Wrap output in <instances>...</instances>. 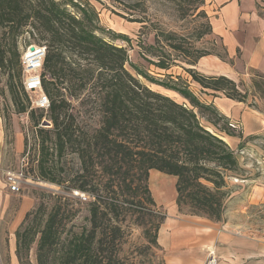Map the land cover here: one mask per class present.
Instances as JSON below:
<instances>
[{"label":"trees","instance_id":"1","mask_svg":"<svg viewBox=\"0 0 264 264\" xmlns=\"http://www.w3.org/2000/svg\"><path fill=\"white\" fill-rule=\"evenodd\" d=\"M197 2L204 4L205 0ZM207 28L212 33L211 23ZM105 31L99 13L88 0H0V68L8 75L6 87L16 113H28L41 137L39 173L29 175L64 185L70 193L57 195L50 211L41 204L27 212L16 231L20 264H32L29 255L35 243L37 264H125L120 256L122 230L118 222L127 208L125 203L135 201L122 198L120 180L142 191L144 197L135 202L139 216L142 213L143 224L153 227L145 229L147 238L161 248L158 233L166 213L148 207H157L149 185L152 169L177 177L181 212L187 207L190 215L223 222L229 196L227 180L240 169L238 154L249 140L264 136L246 138L237 149L231 148L222 135L244 138L238 123L215 105L203 102L187 84L160 83L138 71L151 82L178 92L187 102L144 84L127 68V47L113 42L128 41L127 37L112 31L104 36ZM172 36L165 35L167 39ZM32 44L46 47L42 84L51 103L47 115L52 129L40 126L42 115L37 116L39 108L34 107L23 85L22 53ZM171 46L184 49L186 56L193 58L189 62L193 66L200 58L215 54L204 49H195L194 54L181 45ZM219 56L227 59L226 53ZM162 62L158 65L166 67ZM187 71L203 90L222 92L245 103H249L250 95L264 99V74L257 70L252 71L250 86L225 75H206L195 68ZM0 95L5 97L6 90L0 88ZM83 105H90L99 115L98 125L86 132L76 112ZM249 105L259 108L256 103ZM4 115L8 129L10 118L5 108ZM202 118L214 130L203 125ZM27 148L26 139L25 152ZM51 149L59 160L76 154L79 171L61 180L53 176L45 159ZM97 173L105 179L95 180ZM93 187H101L102 193ZM75 190L94 198L89 204L90 229L68 227L79 212L75 205L81 200L73 195Z\"/></svg>","mask_w":264,"mask_h":264},{"label":"rangeland","instance_id":"2","mask_svg":"<svg viewBox=\"0 0 264 264\" xmlns=\"http://www.w3.org/2000/svg\"><path fill=\"white\" fill-rule=\"evenodd\" d=\"M99 13L100 25L106 30L104 36L109 35V31L124 35L128 41L122 39L113 42L120 46H126L129 53L128 70L138 76V78L151 88L164 94L168 93L178 99H182L179 93L170 90L162 85L153 83L138 71L147 73L154 81L160 83H173L189 85L191 76L187 69L195 66L189 64L192 57L188 58L185 50H175L171 45H181L182 47L193 50L204 49L209 52L225 55V48L221 41L208 32V24L211 23L209 12V0L204 4H199L197 0H88ZM264 9V0H259ZM210 6V7H209ZM208 17H205V14ZM264 14V10H262ZM212 25V24H211ZM207 32V33H205ZM205 33L201 38L200 35ZM101 34V33H100ZM165 35H173L169 39ZM108 40H110L107 37ZM159 61H163L166 67L159 66ZM18 69H15L17 73ZM8 75L3 68H0V88L6 90L3 98V105L6 114L10 118L9 124V145L7 147V160L5 166L8 170H16L19 166L21 156H16L13 148V120L17 119L21 130L27 139L29 154V172L38 174L39 161L43 155L40 152L41 137L37 135V129L31 121L28 113H16L15 106L8 89L6 87ZM250 86L249 83H245ZM35 93L31 98H35ZM249 103L256 105L264 110V99L259 96L256 98L250 95ZM23 102L28 100L23 97ZM180 102V101H179ZM78 105V102H74ZM46 110H37V116L42 115L41 127L52 129L53 124L49 120ZM78 122L83 132L93 129L98 125L99 115L91 110L90 105H83L76 111ZM203 125L214 130L205 119H201ZM241 129V125L237 124ZM50 147L53 143L50 141ZM52 149L45 159L49 160L53 176L63 179L64 176L72 177L79 171L80 160L76 154H69L59 160L53 155ZM240 169L232 176L228 177L229 196L226 201V211L224 223L232 225L239 231L250 236L264 237V136L249 140L242 152L238 154ZM50 173V172H49ZM95 180L105 179L101 173H97ZM119 181V180H118ZM68 183V182H67ZM67 183L65 185H67ZM102 183V181H101ZM129 184H132L128 181ZM122 198L130 201H137L138 197H144L142 191L133 190L123 181H119ZM135 184H133V187ZM94 191L102 193L101 187H93ZM21 193L29 194L35 199L33 210L41 204L48 207L50 211L56 202L57 195H70L64 185L40 180L38 183L25 184ZM141 193V194H140ZM81 194L89 196L87 200ZM138 194L140 196H138ZM73 195L80 198V202L75 205L79 209L76 218L69 223L68 227L74 225L77 231L90 229L89 204L94 201L90 193L73 191ZM125 203V212L121 216L118 225L121 226L122 248L120 256L125 264H165L164 255L161 248L155 247L147 238L145 229L151 228V224H143L142 213L139 216L136 203ZM17 201H15V206ZM156 209L159 213H166L163 207L148 206ZM182 213L189 214L186 207ZM33 216L30 218L32 219ZM19 228V227H18ZM153 228V227H152ZM9 225H0V264H20L16 255V232L15 235L9 233ZM154 230L152 229L151 235ZM30 262L37 264V244L35 243L29 255ZM209 259V257H208ZM207 259V261H208ZM206 261V262H207Z\"/></svg>","mask_w":264,"mask_h":264},{"label":"crops","instance_id":"3","mask_svg":"<svg viewBox=\"0 0 264 264\" xmlns=\"http://www.w3.org/2000/svg\"><path fill=\"white\" fill-rule=\"evenodd\" d=\"M209 3L213 35L223 44L227 59L210 54L200 58L194 68L206 75H225L236 82L251 84L253 70L264 74V9L260 1L209 0ZM189 87L203 102L215 105L241 125L244 138L222 135L231 148L237 149L246 138L264 135V110L228 98L222 92L203 90L191 79ZM178 95L182 99L176 100L187 102ZM3 107L0 95V225L7 223L9 233L15 235L27 212L34 207L35 199L21 191H12L6 182L10 131ZM13 129L14 152L20 156L25 151V136L16 118ZM177 180L174 175L156 169L150 171L153 197L166 212L158 233L165 264H206L211 250L216 252L219 264H264V237L247 235L228 223L182 213L177 204Z\"/></svg>","mask_w":264,"mask_h":264},{"label":"built area","instance_id":"4","mask_svg":"<svg viewBox=\"0 0 264 264\" xmlns=\"http://www.w3.org/2000/svg\"><path fill=\"white\" fill-rule=\"evenodd\" d=\"M46 57V47L32 44L23 49L22 66H23V85L25 90L37 97L33 99V105L36 108L46 111L50 108V99L43 91L42 77L43 67ZM29 149L21 156L19 166L16 170L6 172V182L12 191L20 192L23 185L38 183L40 180L29 175ZM85 200L89 196L81 194ZM206 264H219V258L214 250L209 252V259Z\"/></svg>","mask_w":264,"mask_h":264}]
</instances>
